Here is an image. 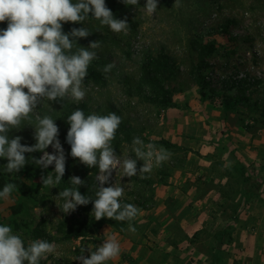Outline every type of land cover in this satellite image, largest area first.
<instances>
[{"label":"rangeland","instance_id":"obj_1","mask_svg":"<svg viewBox=\"0 0 264 264\" xmlns=\"http://www.w3.org/2000/svg\"><path fill=\"white\" fill-rule=\"evenodd\" d=\"M144 2L145 0H138L136 6H130L121 0H105L108 9H114L121 16L137 23V28L128 29L127 33H113L106 26H100L96 20L89 19L85 22V26L92 32L88 37L79 39L77 44L87 47L90 42H100L97 59L92 61L89 69L102 74L106 83H98L86 77L85 86L88 91L79 103H86L89 112L98 113L106 110L107 105H115L122 119L133 128L132 138L138 136L146 143L162 146L168 150L170 156L160 165L154 166L150 173L129 178L121 177L120 171L117 170L116 177L115 171L110 177L109 184L116 179L125 187V192L120 198L123 202L138 203L140 212L132 221L136 228L135 233L128 232L127 226L123 231L104 226L91 230L85 238L71 240H62V234L58 232L60 225L67 220L87 216L78 206L69 214L62 213L58 209L60 201L56 200L55 203L53 197L59 192L58 186L50 189L42 186L41 176L51 172L53 166L48 169H41L36 165L24 167L11 175L0 173L4 175L5 183L13 182L18 189L12 194V199L0 201V222L10 225L14 232L28 242L44 239L38 236L36 228L45 221L42 230L52 238L51 243L56 247L54 253L49 254L40 263L79 264L73 257L81 254L82 247H85L83 255L87 257L88 249L94 251L95 247L110 235L119 234L132 242L135 234L145 237L151 224L150 211L158 204L157 189L160 186H172L169 181L175 171H184L185 168L199 171L198 158L220 155L219 147L214 144L208 146L213 140H208L207 143L205 138L194 136L200 124L210 126L212 134L219 124L225 125L227 130L237 127L257 133L264 129L261 117L264 107V0H158V11L151 16L143 11ZM228 21L235 24L229 28V34L223 35L219 28ZM4 26L0 24V28ZM72 27L79 28L82 25H62L64 32H68ZM216 29L217 32L212 31V34L206 36L210 30ZM201 35L206 36L203 37L205 46L213 48L206 57V61L211 65L206 74L209 75L213 86L219 89L220 80L237 71L240 72L239 77L245 74L256 77L261 83L256 86L253 99L260 100L259 108L235 106L231 110H225L221 105L224 94L219 90L216 95L208 90L207 97H201L193 74L197 55L192 47L194 41H201ZM162 51L175 59V76L168 79L164 86L173 93L177 108H163L137 97H129L127 94L129 79L139 80L143 63L148 57H155ZM108 63H112L114 67L105 73L103 67ZM234 93L233 91L232 94ZM50 107L54 111H60L56 118L63 111L61 103L50 102ZM46 111V108L42 109L41 114ZM246 126L252 129L248 130ZM9 136L22 137L21 143H35L31 126H25L19 131L12 130ZM181 139H184L185 143L192 142L195 148L179 145L178 140ZM131 140L122 146V154L131 155ZM59 141L66 154V145L61 139ZM165 141L180 149L167 146ZM201 142L207 143L206 147H201ZM182 148L190 149L191 152ZM46 151L52 152L51 146ZM120 152L117 155H120ZM191 157L196 158L195 162ZM5 163L6 161L0 160V166ZM141 164L142 162L138 161L137 168ZM213 166L215 167L214 164ZM212 169L214 171V168ZM258 183L260 182L252 184L256 190L260 187Z\"/></svg>","mask_w":264,"mask_h":264},{"label":"clouds","instance_id":"obj_2","mask_svg":"<svg viewBox=\"0 0 264 264\" xmlns=\"http://www.w3.org/2000/svg\"><path fill=\"white\" fill-rule=\"evenodd\" d=\"M125 5L136 6L138 0H121ZM158 0H145L143 11L149 16L158 11ZM91 14V18H89ZM96 20L113 33H127L126 18L117 19L108 9L105 0H0V173L16 174L26 164L32 163L41 169L53 170L41 176L42 186L49 189L61 183L65 173L66 157L58 139L55 123L56 114L50 102L64 101L79 103L87 94L85 78L93 60L97 59L100 42H90L87 47L78 46L77 41L88 37L92 31L85 22ZM79 24L64 32L62 25ZM114 65L108 63L103 71L108 73ZM47 111L41 114V110ZM121 118L115 112H88L77 107L67 115L68 129L65 143L69 145L68 155L87 168H95V191L92 196L78 191L84 181L71 176L66 187L53 196L60 201L59 210L69 214L77 206L91 202V215L95 220L111 219L127 222V231L135 233L132 221L140 209L125 203L120 198L125 187L115 179L109 184L115 171L121 177H133L150 173L154 166L166 161L170 153L162 146L144 142L134 136L130 153L125 155L114 151L112 141ZM25 126L33 128L32 145L22 144V137H10L12 130ZM51 146L52 152L46 151ZM40 152L37 159L25 154ZM142 164L137 168V162ZM120 177V178H121ZM109 184L105 187L104 185ZM17 185L7 182L0 186V201L12 199ZM57 206V205H56ZM124 229H121L123 231ZM55 245L44 239L28 242L14 232L10 225L0 222V264H40ZM73 257L79 264H108L120 254V243L114 236H108L89 255Z\"/></svg>","mask_w":264,"mask_h":264},{"label":"crops","instance_id":"obj_3","mask_svg":"<svg viewBox=\"0 0 264 264\" xmlns=\"http://www.w3.org/2000/svg\"><path fill=\"white\" fill-rule=\"evenodd\" d=\"M210 129L200 124L194 136L213 140L220 155L198 158L197 172H173L172 186L157 189L145 237L115 234L120 254L108 264H264V129Z\"/></svg>","mask_w":264,"mask_h":264},{"label":"trees","instance_id":"obj_4","mask_svg":"<svg viewBox=\"0 0 264 264\" xmlns=\"http://www.w3.org/2000/svg\"><path fill=\"white\" fill-rule=\"evenodd\" d=\"M113 15L117 19L125 18L121 16L119 13L114 11V9H109ZM126 22L129 24L128 29L135 30L137 28V23L132 22L126 18ZM235 23L232 21H228L226 25L220 27L219 32L223 35L229 34V28L233 26ZM211 31V32H210ZM208 34H212L213 32H217L216 30H210ZM213 31V32H212ZM205 35H201V41H194L192 43L193 50L197 55V63L195 64L194 76L197 82V85L200 90V95L202 98H206L208 94V90H210L213 94H218V90L224 94L222 106L225 110H231L235 106H240L243 108L253 109L259 106L260 100L255 101L253 99V95L256 91V86L261 83L259 79L256 77H252L249 74H245L242 77L240 76V72L231 74L229 77L225 79H221V87L217 89V87L213 86V83L207 75V71L211 69V65L206 61V57L208 53L213 50V48H208V45L205 46L203 43V37ZM175 59L165 51H162L159 55L153 57L150 56L141 66L142 74L139 80L129 79L127 94L129 97H137L148 103L158 105L163 108H177L176 103L173 101V93L168 90L164 83L170 79L172 76H175ZM95 80L98 83L105 84L106 79L102 74L94 71L93 69H88V76ZM235 92L232 94V92ZM251 92V93H248ZM81 108L86 113L89 112L88 106L86 103H63V111L57 116V120L55 121L59 135L58 138L61 139L67 147V151L65 154L66 164H65V173L62 177L61 183L58 186V189H62L67 186L68 180L71 176H78L84 181L83 185L79 187L78 191L81 195H89L92 196L95 191V177L97 175V170L95 168H87L85 165L81 164L78 159L71 158L68 153L70 151L69 145L65 143V136L68 129V125L66 124L67 115L74 108ZM259 108V107H258ZM107 112H115L121 118V123L116 130L115 139L112 141L114 151L118 154L124 145L125 142H130L133 135V128L124 121L117 109V107L113 104L107 105L106 110L101 113L106 114ZM261 117L264 126V107L261 110ZM246 129L250 130L252 127L246 126ZM27 145H32L34 143L27 142L22 143ZM167 146L175 147L180 149V147H176L175 145L164 142ZM182 150L191 152L190 149L182 148ZM29 156L34 158H39L40 152H34L31 154H25V158L28 159ZM35 166V164L29 163L26 164L25 168H30ZM5 183V177L3 174H0V186H3ZM134 204L138 206V203L125 202ZM81 209V212L86 214L87 217H83L80 219H72L71 221H66L62 223L58 229V232L62 234V240H71L77 238H85L88 236L89 232L93 229H101L104 226H111L116 230H121L125 226H127V222L124 221H115L111 219L101 218L100 220H95V218L91 215V202L86 206H78ZM45 221L43 220L41 224L36 228L38 236L43 237L44 240H47L51 243L52 238L43 232L42 228L44 227ZM43 264V263H40Z\"/></svg>","mask_w":264,"mask_h":264}]
</instances>
